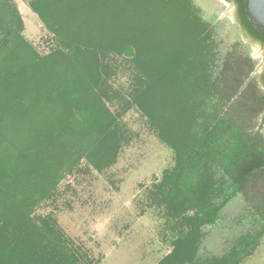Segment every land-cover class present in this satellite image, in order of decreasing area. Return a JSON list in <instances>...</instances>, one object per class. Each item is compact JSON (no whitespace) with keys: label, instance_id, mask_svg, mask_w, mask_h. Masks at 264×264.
Masks as SVG:
<instances>
[{"label":"rangeland","instance_id":"374dc122","mask_svg":"<svg viewBox=\"0 0 264 264\" xmlns=\"http://www.w3.org/2000/svg\"><path fill=\"white\" fill-rule=\"evenodd\" d=\"M31 2L35 0H0V33L10 29L13 41H24L30 57L37 62L51 56L52 63L48 62L46 66L49 67L46 84L56 82L54 79L57 84L53 90L47 87L45 91L46 85L37 89L29 87V76L20 78L24 86H19L24 93L16 90L10 101L0 99V116L6 120L0 121V124L5 123L0 129V140L13 142L12 135L37 144L42 138L38 131L46 125L48 139L56 138L66 149L92 141L97 130L94 122L89 126L90 136L83 138L81 135L75 140L61 124L52 127L58 122L53 106L60 103V106L74 108L72 104H80L79 99L64 98L60 87H76L78 78L97 71L94 74H98L99 79L94 89L113 116L110 129L116 134L117 141L112 148H102V142L98 140L90 144L58 183L51 185L52 179L49 181L51 190L26 212L27 218L24 212L11 210L14 215L9 227L11 237L2 240L0 264H157L171 253L174 242L185 236L189 229L178 221L176 223L156 202L157 186L162 176L173 170L177 153L152 127L151 119L160 120L166 126L189 117L186 109L194 88L185 86L183 73L196 69L193 57L200 45L215 46L213 52L218 60L221 59V66L224 59L235 61L238 57H249L254 67L248 80L258 83L264 69V49L235 25L232 8L226 0H190L192 11L201 21L196 24L198 30H191L187 36L175 40L165 35L162 48L166 57L172 58L174 53L184 56L182 65L176 68L182 78L175 82L173 72L162 74L158 56L152 49L148 53L142 52L146 56L140 55V59L153 60L146 69L142 67L152 76L147 83L144 76L142 84L137 79L141 72L134 68L131 57L115 50L108 52L114 44L111 39L94 33L90 43L84 39H78V42L76 36H71L72 30L68 33L70 39L67 31L55 33V28H61V25L70 27L68 19L62 24L57 17L63 11L73 13L76 0H49L42 5L46 20L53 21L51 16L56 18L52 25H47L31 8ZM68 41L81 49L91 44L97 61L84 55L68 57L58 80L56 76L61 72L57 65L60 62L54 54L67 52ZM28 67L31 72L39 69L34 62ZM11 68L18 69L16 66ZM0 89L5 90V86L2 84ZM260 90H263L262 86ZM74 92L78 95V91ZM82 98L85 101L86 97ZM29 106L32 112H26ZM8 111L9 115L4 114ZM40 115L42 117L38 119ZM12 118L20 121L14 134L5 130ZM253 129L264 135L261 115L255 118ZM191 140L187 139L185 144L193 143ZM59 149L54 150L59 152ZM243 207L241 197L233 199L215 223L203 226L197 232V240L191 238L185 242L176 257H189L191 252L192 256L198 253L222 258L243 230ZM238 264H264V234L255 249Z\"/></svg>","mask_w":264,"mask_h":264},{"label":"trees","instance_id":"16d2710c","mask_svg":"<svg viewBox=\"0 0 264 264\" xmlns=\"http://www.w3.org/2000/svg\"><path fill=\"white\" fill-rule=\"evenodd\" d=\"M48 1L35 0L30 6L47 25H52L56 18L51 16L53 21H48L41 11L42 5ZM241 1L239 20L251 39L258 41L264 49V30L248 17L247 0ZM191 8L190 0H76L73 13L63 11L57 17L62 24L64 19H68L70 27L61 25L54 31L56 34L67 31L68 37L72 30L70 34L76 36L75 40L84 39L88 43L94 33L111 39L114 44L108 52L115 50L131 57L134 68L141 72L137 79L142 84L144 76L146 83L152 77L145 69L153 60L140 59V55L153 49L154 55L158 56L160 72H173L176 78L173 81L176 82L182 78L176 68L182 65L184 56L181 53H174L172 58L164 56V36L169 35L171 40L181 39L197 28L196 24L201 21ZM13 36L10 29L0 33V86H5V90L0 89V99L10 101L16 90L24 93L20 89L24 86L20 80L22 77L29 76L27 80L31 88L43 85H46L45 91L47 87L56 88L55 79L56 82L46 84L49 68L46 66L48 62L52 63L51 56L40 62L33 60L28 45L21 40L13 41ZM60 43L66 47L62 41ZM214 49L215 46L209 43L200 45L193 57L196 69L183 73L185 86L194 88L186 109L189 117L166 126L160 120L151 119L152 127L177 153L173 170L162 176L157 186L156 202L176 223L178 221L189 229L185 236L174 242L171 253L157 264H238L255 249L264 234V135L253 129L258 115H261V123L264 124V71L259 83L248 80L254 67L249 57H238L235 61L224 59L221 66V59L215 57ZM94 51L91 44L81 49L70 43L67 52L54 54L59 57L60 64L57 66L61 72L56 78L61 79L59 75L63 73L68 57L72 59L84 55L97 61ZM142 55L146 56L145 53ZM33 62L39 69L31 72L28 65ZM12 66L18 69L11 70ZM94 73L78 78L79 87H60L64 98L79 99L80 104L71 103L74 108H70L71 105L60 106V103L57 107L54 105V117L58 122L52 126L55 128L61 124L75 140L81 135L83 138L90 136L89 126L94 122L97 130L92 135V141L66 149L56 138H49L54 142L49 141V134H45L46 125L38 131L42 133V138L37 144L12 135L13 142L0 140V248L2 240L11 237L9 227L14 216L11 210L24 212L27 218L26 212L40 203L42 196L51 190L49 184L58 183L90 144L98 140L102 142V148H112L116 143V134L110 129L113 116L94 89L99 79V75ZM74 91H78V95ZM82 97H86L85 101ZM31 109L29 106L26 112H32ZM4 114L9 115V111ZM0 121H6L2 115ZM19 122V119L12 118L5 130L14 134ZM4 124H0V129ZM171 129L176 133L173 134ZM190 138L193 143L185 144ZM57 147H60L59 152L54 150ZM5 150L7 152L1 155ZM237 197L244 202L245 223L241 234L233 239L232 248L226 250L222 258L198 253L192 256L191 252L189 257H176V252L184 247L187 240H197V232L203 226L215 223L220 212Z\"/></svg>","mask_w":264,"mask_h":264},{"label":"water","instance_id":"95a60500","mask_svg":"<svg viewBox=\"0 0 264 264\" xmlns=\"http://www.w3.org/2000/svg\"><path fill=\"white\" fill-rule=\"evenodd\" d=\"M247 8L252 23L264 30V0H248Z\"/></svg>","mask_w":264,"mask_h":264},{"label":"flooded vegetation","instance_id":"af4514ba","mask_svg":"<svg viewBox=\"0 0 264 264\" xmlns=\"http://www.w3.org/2000/svg\"><path fill=\"white\" fill-rule=\"evenodd\" d=\"M226 1L228 2L229 6H231V8H232V13H233L232 15H233V18L235 21V25L238 26L240 28V30L243 31L247 36H249L246 29L242 26V24L239 20L240 19L239 15H240V12L242 9V1L241 0H226ZM247 2H248V0H247ZM247 14H248V17L250 18L249 13H248V8H247ZM256 42H258V41H256ZM263 71H264V69H263Z\"/></svg>","mask_w":264,"mask_h":264}]
</instances>
